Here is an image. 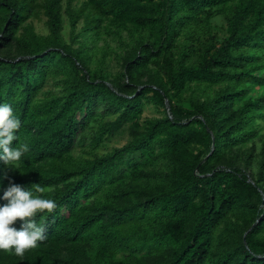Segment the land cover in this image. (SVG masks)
I'll return each instance as SVG.
<instances>
[{
	"label": "trees",
	"instance_id": "trees-1",
	"mask_svg": "<svg viewBox=\"0 0 264 264\" xmlns=\"http://www.w3.org/2000/svg\"><path fill=\"white\" fill-rule=\"evenodd\" d=\"M63 9L0 0V103L21 120L12 146L29 145L19 171L0 161V196L40 183L57 203L36 217L46 238L0 264H264V145L256 175L242 151L264 117L249 96L264 87V0H85L65 11L70 44ZM37 10L48 35L28 23ZM106 22L131 37L116 78L90 68ZM50 79L58 91L42 96ZM147 105L165 116L143 124ZM124 130L129 143L96 153Z\"/></svg>",
	"mask_w": 264,
	"mask_h": 264
},
{
	"label": "rangeland",
	"instance_id": "rangeland-1",
	"mask_svg": "<svg viewBox=\"0 0 264 264\" xmlns=\"http://www.w3.org/2000/svg\"><path fill=\"white\" fill-rule=\"evenodd\" d=\"M44 1V0H41ZM85 0H63V37L67 43H72L73 35L71 31V23L69 16L66 14V10L70 4V7L78 10ZM47 17L43 14L41 10H37L34 17H32L28 23H32L35 27V30L40 35H48L49 29L47 27ZM212 25L214 27L213 36L214 41L220 47L229 37V30L227 21L222 16H215L212 20ZM84 27V20L82 19L79 22L75 36H80ZM89 34L82 33V36L78 39V42L84 41V38ZM182 40V39H181ZM131 41V37L126 31H119L116 26L111 25L110 23H104V27L101 31V36L91 38L89 42V52L93 56V60L90 63L91 70L101 67L104 71L116 78L123 70L122 68V59L126 52L125 45ZM125 44V45H124ZM75 48H78V44L74 45ZM219 87H215L214 91H217ZM57 92L58 89L53 80H49L48 85L42 92V96L48 92ZM191 96V91H186L184 93V100H188ZM251 97H261L264 96V87H257L251 91ZM264 115V113H263ZM165 116L164 109L158 108L154 105H147L144 109V114L142 117V123L144 124L146 120H155ZM258 129L257 136L250 140L247 144L242 146V151L251 156L247 158L248 170L252 174L256 175L259 171V161L262 157V148L264 145V117L259 119L256 123ZM130 137L127 130H124L117 134L115 137L107 138L105 143L96 151L99 155H106L112 152L114 149L122 148L127 143H129ZM82 152L76 151V155H81ZM83 155V154H82ZM84 157H89V155H84Z\"/></svg>",
	"mask_w": 264,
	"mask_h": 264
},
{
	"label": "clouds",
	"instance_id": "clouds-1",
	"mask_svg": "<svg viewBox=\"0 0 264 264\" xmlns=\"http://www.w3.org/2000/svg\"><path fill=\"white\" fill-rule=\"evenodd\" d=\"M21 120L14 113L8 103H0V161H3L6 169L19 171L23 164V157L29 151L27 143L19 147L12 146L13 141L19 140ZM8 179V172L0 176V188L2 181ZM45 188L38 184L24 187L10 182L3 190L0 200L7 203L0 205V250L12 251L20 258L24 257L27 250L34 249L38 242L46 237V226L37 222L40 213H52L57 203L52 198H45ZM20 221V227L15 223Z\"/></svg>",
	"mask_w": 264,
	"mask_h": 264
},
{
	"label": "water",
	"instance_id": "water-1",
	"mask_svg": "<svg viewBox=\"0 0 264 264\" xmlns=\"http://www.w3.org/2000/svg\"><path fill=\"white\" fill-rule=\"evenodd\" d=\"M166 104H167V105L169 104L168 101L166 102Z\"/></svg>",
	"mask_w": 264,
	"mask_h": 264
}]
</instances>
